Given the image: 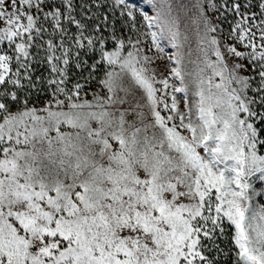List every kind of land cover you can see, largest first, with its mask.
I'll return each mask as SVG.
<instances>
[{"label": "snow or ice", "instance_id": "6c2138e0", "mask_svg": "<svg viewBox=\"0 0 264 264\" xmlns=\"http://www.w3.org/2000/svg\"><path fill=\"white\" fill-rule=\"evenodd\" d=\"M141 2L0 0V264H264V0L191 5L194 87L159 67L173 0Z\"/></svg>", "mask_w": 264, "mask_h": 264}, {"label": "rangeland", "instance_id": "374dc122", "mask_svg": "<svg viewBox=\"0 0 264 264\" xmlns=\"http://www.w3.org/2000/svg\"><path fill=\"white\" fill-rule=\"evenodd\" d=\"M195 2L196 0H173L174 11L172 13V18H175L179 25V36L175 43L178 44L179 47H172V44L168 40L161 41L165 51L163 54H161L164 59L159 62V67L161 70H163L164 64L171 63L168 61L167 56H175L179 54L182 57V67L184 71L192 73V77L188 80L190 87H194L196 73L198 71V67L202 66L200 61L203 58V54L199 51V48L201 47L199 41L200 35L203 34V25L197 20L196 9L191 6ZM200 2L203 3L204 0H200ZM180 4H183L184 8H179L178 6ZM140 7L149 10L150 14H154L150 10L151 5L149 4L148 0H142ZM214 11V9H209L210 13ZM213 19L215 20L216 17H213ZM231 24H233L231 13L228 14L227 20H225L223 16H219V21L217 23V36L218 39L222 40V42H231L228 40V33L230 30L229 26ZM147 43H151L150 37L148 38ZM156 52H158V50L153 48L152 53ZM211 59L214 60L215 57L212 56ZM229 63H231V61H229ZM244 74L247 75V73ZM253 183L255 187V193H250L252 195V204L255 207H259L260 205L264 204V200H262L259 195V193L264 191V189H261L255 180H253ZM229 234H231L230 230ZM220 246L224 252H228L230 245L227 237L220 241ZM220 264H229L227 257H225L223 254L220 255Z\"/></svg>", "mask_w": 264, "mask_h": 264}, {"label": "trees", "instance_id": "16d2710c", "mask_svg": "<svg viewBox=\"0 0 264 264\" xmlns=\"http://www.w3.org/2000/svg\"><path fill=\"white\" fill-rule=\"evenodd\" d=\"M51 2V0H49ZM97 0H77V8L76 11L80 13V18H84L85 15L91 16V17H102L105 14L109 15V21L108 24L111 25L114 20L117 19L116 15L112 13L111 8L105 9L103 6L100 8H97L96 5ZM119 26V24H117ZM107 31H110V29L106 28L105 34L107 35ZM91 63V60L89 61ZM41 73L47 74L46 71L43 68H39L37 71V75H40ZM76 79H79L81 83L84 82L83 77L87 76V70H84L83 72H80L78 70L73 69L72 73ZM97 83L95 81H91L86 85V89H96ZM40 101L37 102V105L39 106L40 102L46 101L47 94L46 93H40ZM87 99H91V95L89 94Z\"/></svg>", "mask_w": 264, "mask_h": 264}]
</instances>
